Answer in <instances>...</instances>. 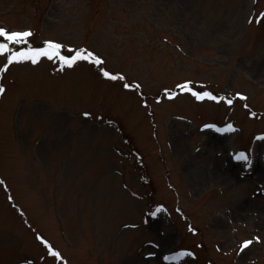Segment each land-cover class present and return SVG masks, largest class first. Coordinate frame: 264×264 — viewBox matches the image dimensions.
Returning a JSON list of instances; mask_svg holds the SVG:
<instances>
[{
  "label": "rangeland",
  "instance_id": "1",
  "mask_svg": "<svg viewBox=\"0 0 264 264\" xmlns=\"http://www.w3.org/2000/svg\"><path fill=\"white\" fill-rule=\"evenodd\" d=\"M0 27L33 33L0 55V264H264V0H0ZM48 41L103 63L5 69Z\"/></svg>",
  "mask_w": 264,
  "mask_h": 264
},
{
  "label": "snow or ice",
  "instance_id": "2",
  "mask_svg": "<svg viewBox=\"0 0 264 264\" xmlns=\"http://www.w3.org/2000/svg\"><path fill=\"white\" fill-rule=\"evenodd\" d=\"M33 33L31 31H12L8 32L6 29L0 27V37L5 38L8 43H0V55H4L10 51L9 44L13 43H27V40L29 37H31ZM47 47L43 49H27L26 51L21 52H12L11 55L7 57V63L5 65V69L7 65H11L13 63H20L23 61H30L33 64L38 63L40 57H47L49 59H52V55L49 54V49H53V55H55L60 61H61V70H63L64 67H72L78 60H84L89 61L91 63L101 65L103 61H101L99 58L94 57L91 53L83 54V50H80L77 52L75 56L72 57H63L60 56L59 49L61 47L60 44L48 41L46 42ZM105 77H108L110 79H118V77L109 74L108 72L102 73ZM122 79V77H120ZM125 87H130V85H125ZM5 89L3 86H0V95L4 94ZM197 99H203L205 96H207L210 99L215 100V96H211L208 93H204L203 95L195 94ZM223 99V98H221ZM229 104L232 103V100L229 99L227 101ZM222 131H234L231 125H229L227 128L223 129ZM237 160L244 161L247 163H250L249 156L245 153H239L235 157ZM162 211V209L157 208L156 212L153 213L155 215L156 213ZM252 244L251 240L244 241L241 245V251H244ZM55 255V253H53ZM182 255H191V253H181ZM167 259V258H166ZM171 259H176V257H171Z\"/></svg>",
  "mask_w": 264,
  "mask_h": 264
},
{
  "label": "trees",
  "instance_id": "3",
  "mask_svg": "<svg viewBox=\"0 0 264 264\" xmlns=\"http://www.w3.org/2000/svg\"><path fill=\"white\" fill-rule=\"evenodd\" d=\"M2 42H5V40L4 41H2ZM13 46H15V44L13 43Z\"/></svg>",
  "mask_w": 264,
  "mask_h": 264
}]
</instances>
